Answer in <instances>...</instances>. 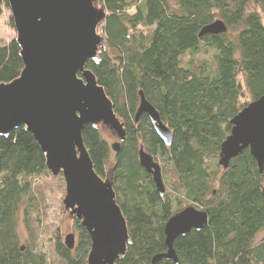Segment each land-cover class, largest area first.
Listing matches in <instances>:
<instances>
[{
    "label": "trees",
    "instance_id": "16d2710c",
    "mask_svg": "<svg viewBox=\"0 0 264 264\" xmlns=\"http://www.w3.org/2000/svg\"><path fill=\"white\" fill-rule=\"evenodd\" d=\"M100 1L107 14L99 29L104 43L86 68L112 101L126 139L114 152L97 125L86 126L82 140L98 176L114 168L129 235L116 264H175L153 258L167 252L168 219L188 206L205 212L207 224L174 240L176 264H264V168L260 173L249 149L226 169L218 165L230 121L264 92V0ZM5 9L7 0H0V17ZM216 20L225 34L199 36ZM22 68L16 42L0 41V83ZM140 92L171 131V146L145 114L135 122ZM140 148L160 165L164 196L140 166ZM39 177L52 178L33 136L19 127L0 137V264H50L46 250L22 245L17 233L21 210L30 234V222L40 226ZM73 225L72 250L57 234L47 241L62 264H85L89 235Z\"/></svg>",
    "mask_w": 264,
    "mask_h": 264
},
{
    "label": "water",
    "instance_id": "95a60500",
    "mask_svg": "<svg viewBox=\"0 0 264 264\" xmlns=\"http://www.w3.org/2000/svg\"><path fill=\"white\" fill-rule=\"evenodd\" d=\"M14 41L19 47L23 68L19 76L0 83V137L23 127L42 152L45 167L53 177L61 176L63 212L85 229L90 250L85 264H116L126 254L129 235L126 220L113 189L114 168L98 176L83 144L86 126L102 125L116 139L114 152L126 139L124 123L99 85L87 62L96 60L104 39L98 29L106 19L100 0H7ZM220 20L204 27V34H225ZM135 122L145 114L160 141L171 146L172 133L160 121L155 109L139 93ZM231 131L220 147L218 165L226 169L243 150L264 168V92L248 103L231 121ZM140 166L152 177L155 189L164 196L161 168L143 148L138 151ZM207 224L205 212L188 206L171 216L164 226L167 252L153 258L178 262L173 250L177 237ZM63 245L72 250L73 234Z\"/></svg>",
    "mask_w": 264,
    "mask_h": 264
},
{
    "label": "rangeland",
    "instance_id": "374dc122",
    "mask_svg": "<svg viewBox=\"0 0 264 264\" xmlns=\"http://www.w3.org/2000/svg\"><path fill=\"white\" fill-rule=\"evenodd\" d=\"M169 1L172 5H174L173 0ZM10 20L11 17L9 9H5L3 15L0 17V41L2 43H8L15 37L14 29L9 25ZM99 29L98 33H100ZM99 128L102 131L104 139L109 143L110 146L116 142V139L113 138L109 131L102 127V125H99ZM51 177L52 178H46V180L39 177L34 182V194L36 196V201L38 202L37 208L39 211V217L41 218L39 228L35 229V224L32 225L34 222H30V234L26 228L21 210L18 216L17 233L22 245H25L26 242H28L34 246L42 247L48 253L50 264H62V262L59 261L53 254V250L47 239L57 234L60 238V241L63 243L65 236L73 234L75 236L76 244L77 235L73 225L75 220L69 219L67 213L63 212V206L61 204V199L64 195V185L62 186L61 183V180L63 182V179L61 176ZM32 221L34 220L32 219ZM262 236L263 234L261 233L258 236V239H260Z\"/></svg>",
    "mask_w": 264,
    "mask_h": 264
},
{
    "label": "flooded vegetation",
    "instance_id": "af4514ba",
    "mask_svg": "<svg viewBox=\"0 0 264 264\" xmlns=\"http://www.w3.org/2000/svg\"><path fill=\"white\" fill-rule=\"evenodd\" d=\"M74 238H75V236H74Z\"/></svg>",
    "mask_w": 264,
    "mask_h": 264
}]
</instances>
